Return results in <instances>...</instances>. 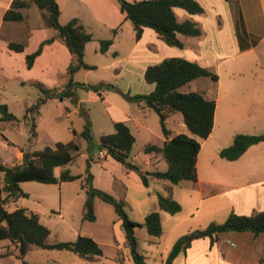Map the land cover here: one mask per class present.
Instances as JSON below:
<instances>
[{
  "label": "crops",
  "instance_id": "crops-1",
  "mask_svg": "<svg viewBox=\"0 0 264 264\" xmlns=\"http://www.w3.org/2000/svg\"><path fill=\"white\" fill-rule=\"evenodd\" d=\"M57 1L62 10L60 18L63 17L66 8L72 7L75 12L69 17H78L87 30L92 33L94 39L93 28L85 22L79 13L80 8H83V12L88 10L91 13L90 23L94 27H106L113 32L115 37L113 36V44L107 53L116 45L119 29L123 26L127 27L131 34L129 37L131 42H129L127 54L122 59L125 62L123 71H126L131 79L142 77L149 65L159 63L169 57H184L195 61L219 76L217 82L211 77H201L186 87V89L203 90L207 96L216 98L214 127L210 136L201 141L202 146L197 161V181L184 180L178 184H172L169 180L153 176V182L160 185L159 190H157L159 193H166V188L172 185L173 197L181 204V210L175 214L161 211L163 233L158 242L151 241V237L147 235L144 229L139 230L138 250L145 256L147 264H153L151 257L152 251H155L154 248H158V252L162 250L159 253V264H166L167 257L179 237L194 229H204L211 222L223 223L232 211L239 215H251L264 210V141L252 145L236 160H227L220 156V150L231 143L228 136H222L223 134L220 133L209 143V140L214 138L218 119L220 122L227 123L228 126L234 125L236 130L242 133L259 134L264 132V62L260 57H237L254 51L261 42H264V0H196L204 9L199 14H190L184 8L176 7L175 13L179 21L193 20L202 30L198 36L180 35L183 42L182 47L168 45L150 27L144 28L141 38L136 39L134 26L120 10L118 0ZM11 2L12 0L4 1V12L2 13L5 14ZM24 12L27 18L21 22H26L29 19V13L26 10ZM42 15L45 18V13ZM6 22L11 21H4V19L3 22L0 21V29ZM115 29L117 30L116 33H114ZM28 30L30 39L37 38L36 44L38 46L41 41L55 34V31L47 24L46 19L40 26ZM10 42L18 41L7 40V47ZM89 43L86 45L85 58H87ZM8 50L10 51L8 57H0V71L7 72L3 73L6 77L21 78L23 84L26 80L21 77L20 71L27 70L30 73L38 69L46 77V80L43 81L45 84L50 87L59 86L60 78L58 75L60 72L63 73V68L67 72L71 61L70 51L58 39L45 45L42 54L36 58L32 68L27 67L26 55L33 51H29L26 45L22 52H16L9 47ZM98 50L100 51V45H98L96 52ZM63 53H67V61L65 59L64 62ZM238 58L240 60L236 63H227L229 60ZM87 63L96 65L95 62H90L88 58ZM223 68L225 81L222 78ZM202 78H208L206 81L208 87L195 88L193 84ZM30 80L39 79L32 77ZM147 84L148 87L145 88L148 92L145 93L154 89L153 84L149 85L148 82ZM105 94L107 93L103 91L101 95ZM136 94L138 93H130V95ZM139 105L146 114L153 111L143 102H140ZM109 108L111 110L115 108L112 102L109 103ZM118 112L116 111V113ZM123 115L114 116L113 122L116 120L125 121L130 127V121L135 116L130 112H124ZM4 122H12L14 125L18 121L6 120L0 121V124H4ZM181 128V132H188L184 121L181 123ZM170 130L173 134L181 133ZM22 149L24 148L18 149L5 136L2 127H0L1 161L5 164L21 163ZM148 154L151 156L143 158L147 166H156L158 162L164 159L161 153ZM93 157V160L97 157L99 160L105 159V165L111 167L108 175L103 176L106 180L104 183H97L96 177L94 178L93 175L94 186L109 192L119 200H123L126 205L129 204V196L132 190L129 179L135 181L137 188H144L133 170L125 167L110 155L105 152H101L99 155L95 151ZM132 161L139 165L143 163L137 155L132 157ZM3 186L4 178L2 180L0 177V188ZM2 194L4 197L6 196L5 192ZM227 195L229 196L223 197ZM97 200H95V205ZM15 202L9 201L6 208L13 211L20 207ZM152 203L150 208L145 210L139 204V212H135L132 206L126 208L134 221L143 223L146 216L158 208V196L152 198ZM27 209L30 210V208ZM114 223V226H119V231L113 227L111 240H101L94 235L91 237L101 245L102 249L105 245L114 248L115 253L113 255L107 256L103 250L102 256L110 257L119 264H135L131 249L126 241L125 232L122 231L123 227H121L122 222L119 216ZM99 257L101 256L94 259L97 260ZM263 258V232L256 235L251 231H233L221 233L218 240L215 241H212L210 237L194 239L185 251L178 254L173 264H260Z\"/></svg>",
  "mask_w": 264,
  "mask_h": 264
},
{
  "label": "trees",
  "instance_id": "trees-1",
  "mask_svg": "<svg viewBox=\"0 0 264 264\" xmlns=\"http://www.w3.org/2000/svg\"><path fill=\"white\" fill-rule=\"evenodd\" d=\"M118 1L125 18L130 20L134 26L136 39L141 38L144 28L150 27L168 45L182 47L183 42L180 35L198 36L202 33L200 26L195 21L190 19L179 21L175 13L176 7L184 8L190 14L202 13L204 9L196 0ZM32 5L38 6L45 12L46 22L55 31V34L41 41L35 51L26 55L27 67L32 68L36 58L42 54L45 45L51 44L57 39L65 44L71 53V61L67 68L69 80L64 86L50 87L40 80L32 81V84L40 89L42 95L27 108L24 118L30 119L32 133L36 135V120L47 100L61 97L73 100L77 88L80 87L93 90L101 95L102 91L114 88L115 85L110 83L89 84L73 80L74 74L80 69L95 68L85 61L86 45L94 37L77 17L62 24L60 22L62 10L57 0H12L3 16L4 21H24L27 18L24 10ZM116 31L115 29L114 33ZM99 42L100 51L105 53L113 44V38L100 39ZM8 47L16 52L25 50V44L22 42H10ZM144 77L149 84L154 85V89L145 94H125V97L131 101L143 102L158 114L165 141L163 145L147 144L144 151L147 154L161 153L167 162V170L146 172L132 161L131 153L136 138L125 121H114V132L101 136L98 149L106 152L125 167L139 172L145 184L149 182V175L169 180L172 184H178L184 180L197 181V161L202 146L201 141L207 139L213 131L217 101L215 97L207 96L203 90L186 89V87L201 77H211L217 82L218 74L184 57H169L159 63L149 65L145 70ZM176 113L182 114L183 121L190 133L173 134L167 127V119ZM0 114V121L18 119L9 111L8 105L5 103H0ZM72 131L75 135L77 134L75 130ZM80 134L87 141L89 152L86 176L83 182L87 193L83 219L96 220V199L111 204L122 222L126 241L131 249L135 264H147L145 256L138 250L137 228L145 226L151 241H159L163 233L161 211L175 214L181 210V204L173 197L172 185L166 188V193L158 194V210L151 211L143 223L134 221L123 200L117 199L93 184L90 166L97 148L94 147L91 122L84 126ZM263 141L264 132L259 134L238 133L229 146L220 150V156L227 160H236L252 145ZM22 152L21 163L5 164L0 157V173L4 178V186L0 188V238L8 239L17 245L22 256L26 255L30 245L45 249L69 250L88 260L102 256L103 249L93 237L79 235L75 241L50 243L48 238L51 230L42 223L38 213L24 207H18L13 211L6 208L9 201H16L19 197L28 196V193L20 186L22 181L62 183L83 178L82 175L73 174L67 168V165L74 162L80 155V146L77 141L75 139L57 141L54 146H46L35 151L22 149ZM3 192L6 193L5 197ZM233 231H251L256 235L264 233V210L251 215H239L233 211L223 223L211 222L204 229H196L184 234L173 245L166 264H173L178 254L185 251L196 238L210 237L212 241H215L218 240L221 233ZM26 264L29 263L26 262ZM260 264H264V258L261 259Z\"/></svg>",
  "mask_w": 264,
  "mask_h": 264
},
{
  "label": "rangeland",
  "instance_id": "rangeland-1",
  "mask_svg": "<svg viewBox=\"0 0 264 264\" xmlns=\"http://www.w3.org/2000/svg\"><path fill=\"white\" fill-rule=\"evenodd\" d=\"M0 1V21L3 22L4 13L2 12H4L5 0ZM82 9L83 8L79 9V13L83 16L85 22L92 26L95 36V39L89 43L87 58L90 62H95L96 65L93 69H80L74 74L73 80L89 84H114V88H107L104 90L107 93L105 94L106 96L99 95L93 90L80 87L77 88L76 96L73 100L68 97L49 99L41 108V113L36 120V135H33L30 119H26L23 116L27 107L36 102L42 93L38 87L32 84V80L30 79L33 77L43 82L46 80L45 75L38 69L30 73L27 70L20 71L21 77L26 80L23 84L21 78L15 79L6 77L3 73L7 72L0 71V103H7L9 105V110L19 117L16 120L18 122H15L16 124L13 125L12 122H4V124H0V127H2L4 135L9 138L18 149L24 148L25 150L35 151L46 146H54L57 141H69L71 139H75L80 146V155L74 162L68 164L67 168H69L73 174L82 175L83 178L62 183H44L35 180L20 182L21 188L28 193V196L19 197L15 203L20 207L30 208V210L40 215L42 223L51 230V234L48 238L50 243L75 241L79 235H94L101 240L108 241L111 240L113 227L116 231H119V226H114V221L118 218V214L114 207L100 199L96 201L95 205L98 219L96 221L83 219L84 203L87 197L86 190L83 188V182L86 176V162L89 157V152L87 150V141L80 133L88 122H91L92 125L94 147L97 148L96 153L100 155L101 152H104L98 149L101 136L103 134L112 133L115 130L113 117H120V114L124 116V112H130L135 116V118L130 121V128L136 137L131 158L135 155L139 156L143 163L138 165L146 172H152L156 169L165 171L167 169V163L164 159L158 162L156 166H147L145 160H143V158L151 156L144 152L145 145H162L164 142L165 136L158 114L155 111H150L146 114L140 107V102L134 103L125 97V94H130L132 92H137L138 94H145V92H148L145 88L148 87V84L145 82L146 80H144V74L142 77L131 79L126 71H123L125 62L122 58L127 54L129 42H131L129 39L131 34L127 27H121V29H119L116 45L112 47L108 53H103L99 50L96 52L98 45H100L99 39L113 38L114 34L106 27H94V25L90 23L91 13L88 10L83 12ZM26 12L29 13L28 21L6 22V24L1 27L0 57H8L10 53L6 46L7 40L22 42L29 51H34L37 48V38L30 39L28 29L43 24L45 18L42 13L45 12L36 5H32L30 8L26 9ZM73 12L75 11L72 7L66 8L63 17L60 18V22L66 24L72 19L69 15ZM237 57H260L264 62V42H261L254 51ZM87 58H85L86 62ZM119 58H121V60H118ZM65 59L67 61V53H63V62ZM239 60L240 58L233 59L229 60L227 63H236V61ZM114 61L116 62L112 64ZM58 76L60 78L59 86H64L69 80V75L64 68L63 73L60 72ZM222 78L223 81L226 80L224 68L222 71ZM207 79L208 78H202L198 82L196 81L193 84L194 87L207 88ZM110 102H112L115 107L112 110L109 108ZM116 111L119 112L116 113ZM182 121V114L176 113L167 119V126L174 132H181ZM72 130H75L77 134L75 135ZM187 131L186 133H190L189 130ZM220 133L223 134L222 136H228L230 138L229 142L232 143L234 136L242 132L237 131L234 125L228 126L227 123L224 121L220 122L218 119L214 138L210 139L209 143ZM110 168L109 165H105V159L99 160L97 157L95 160H91L90 171L94 175V178L96 177L97 183L106 182L103 176L108 175L111 170ZM133 171V173L138 176L144 188H137L134 183L135 181L129 179L132 190L129 196V204H125V206L127 208L132 206L135 212H139V204L143 210L150 208L153 204L152 198L159 194L157 190H159L160 185L153 182V176L151 175H149L148 184H145L139 172ZM0 177L3 180L1 173ZM228 196L229 195L223 197ZM156 210H158V208ZM140 229H144L147 235H149L145 226L138 227V238ZM122 231L124 233L123 228ZM154 249L155 251H152L151 261L153 264H159V253L162 252V250L158 252V248ZM103 250L105 251L104 254L107 256H111L115 253L114 248L109 245H105ZM0 254H2V256H0V264H26V262L29 264H119L107 256H101L97 260H88L69 250L45 249L35 245H30L26 255L22 256L17 245L13 244L8 239L1 238Z\"/></svg>",
  "mask_w": 264,
  "mask_h": 264
}]
</instances>
